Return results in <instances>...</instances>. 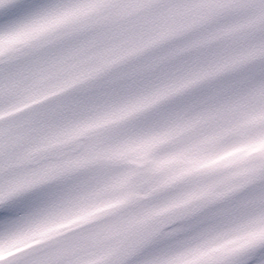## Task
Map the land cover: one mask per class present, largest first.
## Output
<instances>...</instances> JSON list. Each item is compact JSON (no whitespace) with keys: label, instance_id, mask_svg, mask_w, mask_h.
I'll use <instances>...</instances> for the list:
<instances>
[{"label":"snow or ice","instance_id":"obj_1","mask_svg":"<svg viewBox=\"0 0 264 264\" xmlns=\"http://www.w3.org/2000/svg\"><path fill=\"white\" fill-rule=\"evenodd\" d=\"M0 264H264V0H0Z\"/></svg>","mask_w":264,"mask_h":264}]
</instances>
